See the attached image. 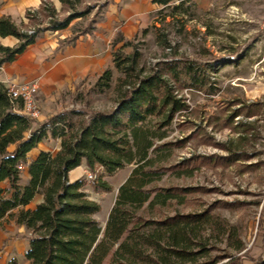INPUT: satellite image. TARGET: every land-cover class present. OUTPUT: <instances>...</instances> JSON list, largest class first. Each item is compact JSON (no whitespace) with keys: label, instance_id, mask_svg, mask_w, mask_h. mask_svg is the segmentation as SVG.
Returning <instances> with one entry per match:
<instances>
[{"label":"trees","instance_id":"obj_1","mask_svg":"<svg viewBox=\"0 0 264 264\" xmlns=\"http://www.w3.org/2000/svg\"><path fill=\"white\" fill-rule=\"evenodd\" d=\"M57 1L59 8L51 0L26 8L25 20L19 23L9 15L0 16V35L17 38L12 46L0 44V65L12 61L41 32L64 29L71 20L84 19L93 8L102 6L86 0ZM151 1L157 7L149 28L161 55L147 65L134 40L115 33L110 41L113 69H103L90 86L93 93L114 92L110 107L87 113L83 109L62 110L38 122L18 111L20 104L10 100L7 84L0 81V221L11 219L25 227L26 232L13 236L28 238L27 264H243L244 260L264 264V236L260 245L246 248L237 225L213 212L211 205L157 217L142 212L182 202L196 189L154 182L167 172L190 175L195 169L192 158L168 160L172 149L189 136L168 139L167 135L175 116L188 110L181 91L212 93L208 69L224 61H200L179 54L169 36L158 32L155 21L168 23L167 17L179 25L177 32L185 29L186 19L194 17L198 8L195 0ZM92 23L94 20L60 40L59 46L72 43L79 34L91 33ZM233 103L239 105L224 123L240 113L245 118L255 116L263 105L261 101ZM47 138H59L58 149L41 150L29 160V151ZM220 145L227 152L218 158L225 161L247 160L253 155ZM82 162L90 172L99 167L97 177L69 181L68 171ZM127 164L132 167L117 186L101 228L94 217L100 206L88 197L87 186L110 191L103 177ZM240 165L243 169L253 166L251 162ZM23 170L25 182L21 181ZM260 218L263 224L264 208ZM261 228L264 231V224ZM212 237L224 242L221 254H212L219 248L210 242ZM4 264L18 261L10 257Z\"/></svg>","mask_w":264,"mask_h":264},{"label":"rangeland","instance_id":"obj_2","mask_svg":"<svg viewBox=\"0 0 264 264\" xmlns=\"http://www.w3.org/2000/svg\"><path fill=\"white\" fill-rule=\"evenodd\" d=\"M129 1L131 0H86L85 2L89 4L102 6L93 8L84 19L71 20L66 28L68 34L59 41L72 36L76 30L84 28L91 20H94L92 24L95 29L98 22L101 20L106 22L108 21L106 18H110L113 36L119 31L125 38L134 40L143 51L146 64L150 65L161 55V50L149 28L155 20L154 9L149 7L144 11L138 10L131 13L134 15L131 19L126 16L116 20L118 6ZM149 1L138 0L139 3L144 2L151 6ZM197 2L198 8L194 17L186 19L185 29L177 32L179 25L170 23L167 17L168 23L155 21L159 26L158 32L169 36L171 44L177 47L179 54L200 61L209 58L217 60L222 58L224 61L220 60L215 63L213 69H208L214 88L212 93L186 89L181 91L188 104V110L175 116L167 135L168 139L189 136L183 144L172 149L168 160L180 161L189 157L192 158L191 165L195 166V169L190 175L167 172L154 182L160 186H195L196 189L187 193L182 202H172L168 206L142 212L147 216L157 217L171 214L174 210L198 211L211 205L213 212L230 224L237 225L246 248L250 245H260L264 236L261 228L264 223L261 224L260 218L264 208V0H197ZM54 6L60 7L55 4ZM106 24L107 22L101 26L106 28ZM24 28L27 29L29 26ZM145 28L147 31L143 34ZM234 58L235 60H231ZM107 67L113 69L112 60L103 69ZM102 70L76 80L69 90L62 89L59 96L47 106H41V95L38 91L36 99L40 105V114L36 120L40 122L55 112L72 108L83 109L87 113L110 107L114 98L111 89L104 93L90 91V86ZM39 80L38 78L40 84ZM235 100H240L244 104L261 101L263 105L255 116L245 118L240 113L228 124L224 123V118L239 105L233 103ZM240 120L248 123H237ZM42 142L51 148V152L57 150L55 139L47 138ZM220 143H225L232 149L246 150L253 155L247 160L238 158L234 161H225L218 158L227 152ZM249 162L253 166L247 169L240 165ZM131 167V164H127L113 174L103 177L110 184V191H96L87 186L88 197L100 206L94 217L101 228L116 197L117 186L127 177ZM80 168L71 171L69 176H73ZM91 172L97 177L100 168ZM23 175L22 173L21 181L25 182L26 178ZM84 178L88 181L85 175ZM4 184L3 182L2 185ZM9 222L10 220H2L0 225L13 228V224ZM12 232V238L17 239L25 236L13 235L26 230L21 232L12 229ZM210 242L219 247L212 254L223 252L221 248L224 242L220 237H212ZM224 260L225 258L218 263ZM243 264L252 263L244 260Z\"/></svg>","mask_w":264,"mask_h":264},{"label":"crops","instance_id":"obj_3","mask_svg":"<svg viewBox=\"0 0 264 264\" xmlns=\"http://www.w3.org/2000/svg\"><path fill=\"white\" fill-rule=\"evenodd\" d=\"M52 2L55 5H60L57 0H52ZM137 2L138 0H131L118 6L119 11L115 19L126 16L131 19L134 17L131 13H136L138 10L144 11L149 7L150 9L157 7L151 0L149 1L151 6L144 2H138L137 5ZM39 3L40 0H0V16L9 15L16 23H19L21 20H25L26 8L35 7ZM113 6L116 7L114 4ZM106 20H108L105 25L106 28L101 26V24L106 23L101 20L91 33L79 34L72 43L60 46L59 39L68 34L67 27L57 31L45 30L41 32L34 42L27 45L12 61L0 65V81L7 84L11 81L31 80L38 77L40 79L38 93L41 95V106L49 105L52 100L59 96L62 89H71L76 80L95 74L110 64V41L113 32L110 28L111 19L106 18ZM16 42L17 38L13 35H0V44L2 45L12 46ZM55 140L58 149L59 138ZM41 150L52 151L44 142L40 141L29 151L28 159L34 158ZM78 167H81L80 170L75 172L73 176H69V173ZM88 171L86 166L81 163L68 171V180L72 181L84 176ZM23 174L27 178L25 170H23ZM38 198L36 199L38 200ZM30 205L32 206L33 203ZM9 220V223L13 224V228L0 225V264H4L10 257H15L18 264H27L24 252L28 246V238L13 239L11 236L13 234L12 229L23 232L25 227L22 224H15L11 219Z\"/></svg>","mask_w":264,"mask_h":264},{"label":"built area","instance_id":"obj_4","mask_svg":"<svg viewBox=\"0 0 264 264\" xmlns=\"http://www.w3.org/2000/svg\"><path fill=\"white\" fill-rule=\"evenodd\" d=\"M39 88L38 78L24 81H12L7 84V93L11 101L20 104L18 111L28 118H37L40 114L36 95ZM86 178L92 179L95 174L88 171Z\"/></svg>","mask_w":264,"mask_h":264}]
</instances>
